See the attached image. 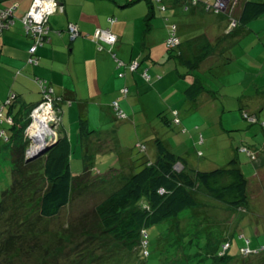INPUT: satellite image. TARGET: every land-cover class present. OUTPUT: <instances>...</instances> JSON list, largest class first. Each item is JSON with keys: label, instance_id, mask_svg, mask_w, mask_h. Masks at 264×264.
<instances>
[{"label": "crops", "instance_id": "0c3cea01", "mask_svg": "<svg viewBox=\"0 0 264 264\" xmlns=\"http://www.w3.org/2000/svg\"><path fill=\"white\" fill-rule=\"evenodd\" d=\"M151 1L153 3L158 2L160 10L166 12L162 13L164 22L154 20V23H150L148 18L153 14L150 13V8L148 11V4L145 6V2L142 0H59L60 4H58L56 12L51 14L47 20L48 29L50 27V40L47 42L45 37L44 42L35 51L34 57L37 58V63L29 62L31 55L29 49L34 43V39L27 34L22 19L29 11L33 0H29L21 8L19 1L7 4V7L15 6V23L0 33V71L3 68L2 59L5 56L6 70L11 71L9 68L14 70L13 78L16 83L31 81L40 85L43 100L39 103H26H34L39 106L46 102L45 92L52 90L50 85L53 86L57 94L56 97L50 96L52 102L58 98V95H65L63 112L68 113L73 109L76 110L75 121L74 123L71 122L70 128L73 127L72 125L78 127L79 119H86L90 125L89 122H92V115L94 114L99 122L98 127L103 128L109 117L115 118L114 111L121 113L122 109L127 112L131 119L141 120V126L145 127V133L150 132L146 139L149 138L154 142L159 136L154 129L148 128V105L163 103L169 105L171 110L180 112L179 110L189 103L195 113L204 110L207 112L201 115L184 114L185 116L188 115L184 121L194 120L193 122H196L199 127L202 124L218 121L219 124L227 126L232 131L245 132L240 140L234 137L232 138L233 142L230 143L232 149H236L237 145L242 143L240 150L244 151L246 140L251 135L247 133L251 131V126L245 124V121L248 122V120L243 119L242 113L249 110L256 114L259 119H264V73L256 74L250 80L248 79V72L244 74L241 69L239 70L238 82H236L231 79L234 69L230 66L225 74L229 81H226L225 77L223 78L224 88L243 85L242 91L233 92L219 89V85L214 81L218 75H213L212 72L218 63H229L232 59L226 61L228 52L222 46L225 40L218 43L230 27L229 18L226 13H219L215 8H207L208 5H213L216 0H198V3L195 4L191 0ZM169 6L174 11L167 12ZM139 8L141 12L137 13ZM208 15L210 17L205 18ZM155 23L156 26H154ZM191 24L201 26L194 28ZM72 25L77 30L75 36H72L70 31ZM174 26H176V34L180 40L193 37L194 33L191 31L199 30L200 34H205L215 47L214 53H211L202 62L200 68L201 72L204 73L209 91L202 92L196 99H191L185 93L192 79L188 76L181 77L180 75L184 71L181 72L178 66L175 69H170L169 63H166L172 59L171 57L167 60L164 56L159 57V61L155 59L154 45L159 44V42L154 36V31L165 29L166 38L162 42L166 40L165 43L167 44ZM98 30H107L115 34L116 42L111 45L103 39H100L99 42L93 41ZM226 38L228 39V37ZM257 43L259 45L258 40ZM99 46L105 48L99 50ZM148 59L155 60L156 63L166 64L154 66ZM41 60L43 66H40ZM133 62L140 64V68L136 71L131 67ZM144 69L149 70L150 81L142 76L141 72ZM37 73L43 74L45 78L38 76ZM258 79L263 81L259 82ZM43 81L50 83V85L43 86ZM252 84H255L256 87L251 93H248ZM19 95L13 90L9 92L7 98L6 94L0 93V123L6 125L12 121L13 116L10 114L14 110L12 103L15 98H19ZM5 99L6 101H4ZM56 118H58L57 115ZM60 128L61 137L69 139L71 136L72 142L73 132L64 126H60ZM262 129L264 130V128ZM91 131V136L97 135L100 138L101 135L96 132V129ZM111 134L108 133V135ZM76 135L81 137L80 139L86 138L84 134H80L79 129H77ZM2 138L6 139L4 135ZM115 139L119 142L117 137ZM201 140L203 141V136H201ZM235 140L237 142H234ZM250 141L253 145L260 143L262 145L261 154L264 155V137L257 140L259 143L252 140L251 137ZM166 144L172 151L183 157L179 151L180 143ZM129 160H132V156L129 157ZM184 160L187 168H194L192 167L194 165L189 166L186 158ZM134 163L130 164V168L134 166ZM133 171L135 172V169ZM255 174H264V168H257ZM261 184L263 185L262 182Z\"/></svg>", "mask_w": 264, "mask_h": 264}, {"label": "trees", "instance_id": "16d2710c", "mask_svg": "<svg viewBox=\"0 0 264 264\" xmlns=\"http://www.w3.org/2000/svg\"><path fill=\"white\" fill-rule=\"evenodd\" d=\"M149 3L150 13L153 14V1L149 0ZM215 10L219 13H226L229 18L230 27L222 40L219 39L218 43H220L226 37H242L243 28L247 22L264 14V0H238L236 6H230V10L226 9L228 11ZM239 26L240 29L237 28ZM49 33L50 27L46 36L47 42L50 40ZM93 41L95 40L93 39ZM256 42L255 38L251 40L252 45ZM168 48L173 49L170 50L171 58L186 67L187 71L181 73L180 76H188L192 79L185 91L186 95L191 99H196L202 92L209 91L204 73L202 76L200 68L202 62L211 53H214L215 47L212 41L205 34H198L180 40L179 43L168 46ZM227 52L226 61H229L231 60L230 51L227 50ZM139 68L140 66L135 71ZM148 73L150 75L149 70ZM42 85L48 86L50 83L43 81ZM50 87L52 90L45 93L54 96L55 89L52 85ZM64 98L65 95H58L55 101L57 103L65 102ZM17 101L19 98H15L12 103L14 106V110L10 113L13 116L12 121L7 126L5 125L6 127H1L2 123H0V133L3 130L2 135L6 137L4 140L12 142L10 145L13 165L12 185L3 191L0 201V231L2 232L1 225L3 223L12 227V231L9 230V234L5 238H2L0 232V261L14 264L12 262L14 257H17L18 260L22 255L28 257L35 255L41 257V262L30 264H55L58 252H64L68 258H71V251L75 253L74 255L85 251L70 250L72 248L68 245L70 243L68 234L76 232L71 229L73 225L65 224L63 229L55 231L51 230L47 224L50 225L51 221L57 218L63 210L69 209L74 198L75 180L81 177V174H85L88 166L79 175L72 172L70 152L72 143L68 138L59 139L57 145L37 159L27 160L28 143L25 132L32 122L31 113L38 104L21 102L18 105ZM56 106L55 103V108ZM172 114L174 123L180 124L182 122L180 112L172 110ZM244 114L245 112L242 113L243 119L248 120L249 126H251V131L246 132L251 134L252 140L257 142L259 140L256 137L257 134L252 136V125L264 128V120L259 119L256 114H253V120L248 116L245 118ZM78 124L80 134H85L87 126L89 128L88 121L79 119ZM7 127L11 131L10 135L7 132ZM182 131H188V128L185 126ZM236 133L239 134L242 131H236ZM243 133L245 134V132ZM250 137L248 140L245 138L247 146L243 144L245 148L242 152H246L254 163L259 161V163H255L256 170L264 168V155L261 154L262 145L259 142H257L259 144L253 145ZM153 144L154 148L149 151H147L149 148L145 143L137 145L144 153L140 158L132 156V160H130L131 164L135 162L132 166L135 172L126 176L117 189L108 193L92 207L95 225L90 226H94L95 232L80 233L82 248L85 247L87 250H97L98 247L101 250L106 242L92 246L93 242L101 239L100 233L125 243L124 245L129 250L124 253L121 252L122 250H114L105 255H91L89 261L85 259L81 264H121L118 258L121 259L122 255L131 254V260H133V253L136 251L141 252L139 254L141 257L149 256L151 252L149 251L148 227L176 218L187 208L201 206L202 198L199 195L201 190L222 202L229 209H249V177L246 176L237 157L231 159L226 166L211 170L188 169L184 158L172 151L160 137L156 138ZM238 147L239 145H237ZM129 157L127 156V159ZM13 212L14 215L8 214ZM87 219L84 218L85 224H87ZM214 229V227H210V230ZM221 238L223 240L221 239L219 242V250L214 254L207 253L201 259V261H205V264H214L218 256L221 264L231 260L236 264H264V243L253 244V241L244 238V242L239 247L240 254L234 255L229 252L232 247L231 238L226 235ZM207 239L209 240V236ZM107 244L110 243L107 242ZM224 244L228 245L229 249L222 254ZM63 247L65 248L63 249ZM242 248H249L250 252L247 255L242 254ZM146 250H148V254L145 253ZM2 252H4L3 256ZM85 254L86 252L79 255L81 261ZM241 255H245V257ZM174 256L176 257L177 254ZM190 256L192 258L190 254L187 256L189 262H191ZM128 262L126 260L124 264H128ZM69 264H80V262L71 259Z\"/></svg>", "mask_w": 264, "mask_h": 264}, {"label": "rangeland", "instance_id": "374dc122", "mask_svg": "<svg viewBox=\"0 0 264 264\" xmlns=\"http://www.w3.org/2000/svg\"><path fill=\"white\" fill-rule=\"evenodd\" d=\"M15 1L20 2L21 8L22 6H25L29 0H7L2 1L0 5L5 7L7 4H11ZM142 1L145 2V6L148 4V11L149 8L151 10L149 0ZM223 2H225L224 4L226 5L224 9L230 10V6H236L238 0H223ZM153 5V11L155 14L153 13L152 16L150 15L148 20L150 23H154V20L158 22L161 20V23L162 21L164 22L162 13L166 12L160 10L158 2L153 3ZM177 9L179 10V8ZM170 11L174 10L169 6L167 12ZM136 12H141L140 8ZM209 17L210 15L205 18ZM138 23L140 24L139 21ZM201 25L197 26L199 27ZM154 26H156V23ZM191 26L194 28L197 27L194 26V24H191ZM237 28L240 29L241 27L239 26ZM243 32L244 34L242 37L232 36L230 38L228 37V39L226 38L222 45L226 50L230 51L229 57L232 61L229 63H218L215 70L212 72L213 75H218V78L213 80L219 85V89L221 90L224 89L233 92L242 91L243 85L241 87L240 85H233L227 89L224 88L223 78L230 66L234 69L231 79L236 82H238L239 70L241 69L244 74L245 72H248V79L250 80H252L256 74L261 75L264 73V14L247 22L246 26L243 28ZM191 33H194L192 36H195L201 32L199 30H192ZM154 36H156L159 42V44L154 45L153 52L156 53L155 59L158 60L161 56H164L166 60L169 59L171 57L170 50L173 49L168 48L165 43L166 40L162 42V40L166 38L165 29H156L154 31ZM254 38L259 41V45L257 42L252 45L251 40ZM148 61L154 66L169 63L168 65L170 66V69H175V67L178 66L181 72L187 71L182 63L174 59H169L165 64L160 62L156 63L155 60L150 59H148ZM6 63L7 61L4 56L2 59L3 68L1 67L2 71H0V93L3 95L6 94L7 98L11 90L17 92L20 94L19 101H17L18 105L23 100L25 102L34 103L42 101L43 94L41 93L40 85L35 82L32 83L31 81L23 83L19 81V83H16L13 78L14 70L11 68L9 69L12 72L6 70ZM42 63L41 60L40 66H43ZM262 66L263 68H260ZM37 75L45 78L43 74L37 73ZM201 75L203 76L202 72ZM225 80L229 81L227 77H225ZM263 80L258 79L257 81L260 82ZM255 87V84H252L248 93H251ZM56 95L57 94L54 93V97H56ZM4 101H6V99ZM54 103L57 104L55 112L59 118V124L58 118H56L54 121L55 124L52 128L58 135L59 139L62 138L59 134L61 129L60 126L67 127L74 135L70 147L72 172L75 175H79L84 171L85 167L88 166L87 170H85V174H81L82 176L75 180L74 198L69 209L63 210L57 218L51 221L50 225L47 224L51 227V230L55 231L63 229L65 224L73 225L71 229L76 230V232L68 234L70 239L68 245L72 248L70 250H85L84 252H86V254L82 257L83 260L81 261V256L79 257V255L83 254V251L76 255L71 251V258H68L64 252H58L55 264H69L71 259L75 262H80L81 264L85 259H87L86 261H89L91 255H105L114 250H122L121 252L124 253L126 250H129L124 245L125 243L123 244L116 241L115 239H112L113 237L103 233H100L101 239L99 241L92 243V246H94L106 242L103 244L101 250L99 247L96 248L97 250H87L85 247L82 248L83 244L80 242L82 239L80 233L87 234V231L95 232L94 226H90L95 225L92 207L106 197L108 193L117 189L123 183L125 177L134 172L133 168H130L131 162L127 159V156L140 158L143 155L144 152H142L140 147L137 146L138 144L145 143L149 148L147 151L152 149V145H154L153 142L149 138L146 139V136H149L150 132L146 134L145 127L141 126V120L131 119L127 115V112L121 109V113L114 111L115 118L109 117V120H107L103 128L98 127L99 122L95 118L97 116L95 114L92 115V122H89V128L87 126L86 133L84 134L86 138L80 139L81 137L79 138L76 135V131L79 128L76 127V125H72L73 127L70 128L71 122L74 123L75 121L76 110L73 109L68 113H65L63 112L65 103H57L56 101H54ZM172 107L174 108V106ZM53 108L55 109L54 106ZM179 111L182 122L176 124L172 120L174 116L169 105L163 103L158 105H148V128L151 130L154 129L164 143H180L181 148L179 151L182 153L181 155L188 160L190 164L189 166L194 165L192 166L194 167L193 169H215L217 167L226 166L231 159L237 157L243 171L246 173V176L249 177V209H229L223 205L222 202L203 193V190H201L199 191V195H201L202 198L201 206L187 208L176 218L155 223L148 227L150 242L149 251L151 252L149 256L141 257L139 255L141 252L136 251L133 253V260H131V254L128 256L122 255L121 259L118 258L121 264H124L126 260L129 261L128 264H205V261H201V259L204 258L207 253L211 252L214 254V252L219 250V242L221 239L223 240L221 237L224 235L231 238L232 247L229 252L234 255L240 254L239 247L244 242V238L250 239L253 241V244L264 243V174H255L257 166L255 163L257 164L259 161L254 163L246 152H242L240 150L241 144L236 149L230 147V143L233 142L232 138L235 137L240 140L241 136H244V133L238 134L227 126L219 124L218 121H215V123L202 124L200 127L196 122H193L194 120H190L189 122L184 121L186 116H188H185L184 114L201 115L207 112V110H204L195 113L189 103L185 104L184 108H181ZM92 112H94V110H92ZM244 112L245 118L248 116V118L251 117L253 120L254 113L249 110ZM245 124L249 125L247 121H245ZM6 126L5 124H1V127ZM185 126L188 128V131L183 132L182 129ZM252 126V135L257 134L256 137L259 140L264 137V130L261 126ZM28 128L29 126L25 132V138L28 143L27 150L30 151L33 140L30 138ZM94 129H96V132L101 135L100 138L97 135H90L89 131ZM7 132L9 135L11 134L8 127ZM108 133L112 134L108 135ZM201 134L203 136V141L201 140ZM115 137H117L119 142L115 141ZM69 139H71V136ZM236 140L234 142H237ZM10 143L12 142H6L4 138H0V201L2 199L3 191L10 188L12 185L13 165L11 161ZM8 214L14 215V212ZM84 218H88V225L85 224ZM210 227H214L215 229L210 230ZM1 228L2 232H0L2 238L8 236L9 230L12 231L11 225L6 223H3ZM3 233L5 234L4 236L2 235ZM207 236H209V240L207 239ZM107 242L110 244L108 245ZM65 247H63V249ZM136 248L137 246L135 249ZM223 248L222 254L229 249L226 244H224ZM241 250H246V248H242ZM4 252H2V256ZM245 253L246 252L242 251V254ZM176 254L177 256L175 257L174 255ZM188 254L192 255V258L190 256L191 262L188 261ZM247 254L248 253L245 255ZM245 255L241 256L245 257ZM218 258L215 259L214 264H221ZM12 262L14 264L40 263L41 257L35 255L28 257L22 255L18 260L17 257L12 258ZM0 264H7V262L2 260L0 261ZM225 264H236V262H232L231 260L229 262L227 261Z\"/></svg>", "mask_w": 264, "mask_h": 264}, {"label": "built area", "instance_id": "2783aa9c", "mask_svg": "<svg viewBox=\"0 0 264 264\" xmlns=\"http://www.w3.org/2000/svg\"><path fill=\"white\" fill-rule=\"evenodd\" d=\"M3 0H0V2ZM194 4L198 3V0H191ZM228 2V1H227ZM223 0H216L215 4V9L217 10H226L224 9L226 5L224 4ZM58 4H60L59 0H33L32 5L29 9V11L25 14V16L22 18L25 24V30L27 34H29L33 39L34 43L31 45L29 52L31 53V56L29 58V62L32 63H37L38 60L36 57H34L35 51L37 50L38 46L44 42L45 37L47 36L48 33V26L46 25L48 17L55 13ZM213 5H208L207 8H214ZM14 8L13 7H3L0 5V33L5 29L10 27L15 23V15H14ZM60 8L62 9V6L60 5ZM113 20V19H112ZM70 31L72 32V36H75L77 33V30L75 26H70ZM93 39L95 41H98L100 39L105 40L109 44H114L117 40V37L115 34L107 31V30H98L96 34L94 35ZM180 39L177 37L176 34V26H174L173 31L167 41L168 46H174L175 44L179 43ZM100 50L103 49L102 46L98 47ZM115 56V54H114ZM140 64L138 62H133L131 64V67L133 70L138 68ZM143 76L146 79L150 78V75L148 73L147 69L143 70ZM126 91V90H124ZM46 102L44 104H50L51 106L53 105V102L50 98V95L46 93ZM1 121V118H0ZM3 130L1 131L0 135H2ZM147 243V242H146ZM246 253L250 252L249 248H246V250H242ZM146 254L149 252L146 250ZM245 253V254H246Z\"/></svg>", "mask_w": 264, "mask_h": 264}, {"label": "bare ground", "instance_id": "6f19581e", "mask_svg": "<svg viewBox=\"0 0 264 264\" xmlns=\"http://www.w3.org/2000/svg\"><path fill=\"white\" fill-rule=\"evenodd\" d=\"M55 117V112L50 104H44L34 111V120L28 128L33 140L29 151L30 154L43 147L46 134L55 132L51 126V123L55 121Z\"/></svg>", "mask_w": 264, "mask_h": 264}, {"label": "water", "instance_id": "95a60500", "mask_svg": "<svg viewBox=\"0 0 264 264\" xmlns=\"http://www.w3.org/2000/svg\"><path fill=\"white\" fill-rule=\"evenodd\" d=\"M41 105H39L38 107H36L35 109L41 107ZM34 109V110H35ZM33 110V111H34ZM54 122L51 123V126H54ZM30 127V126H29ZM31 138V136H30ZM32 139V138H31ZM59 141V137L56 133H52L49 132L48 134H46L45 136V144L43 145V147H41L39 150H37L35 153L30 154L29 151L27 150V154H26V158L27 160H34L37 159L38 157H40L41 155L45 154L48 150H50L55 144H57V142Z\"/></svg>", "mask_w": 264, "mask_h": 264}, {"label": "clouds", "instance_id": "9594fccd", "mask_svg": "<svg viewBox=\"0 0 264 264\" xmlns=\"http://www.w3.org/2000/svg\"><path fill=\"white\" fill-rule=\"evenodd\" d=\"M40 105H41V104H40ZM42 105H43V104H42ZM53 106H55V103H54V102H53L52 108H53ZM37 107H38V106H37ZM34 109H35V108H34ZM34 109H33V110H34ZM35 110H36V109H35ZM35 110H34V111H35ZM53 110H54V112H55V109H54V108H53ZM34 111H32V113H31L32 121L34 120ZM55 113H56V112H55ZM55 116H56V115H55ZM30 125H31V123H30ZM30 125H29V126H30ZM29 135H30V134H29Z\"/></svg>", "mask_w": 264, "mask_h": 264}]
</instances>
